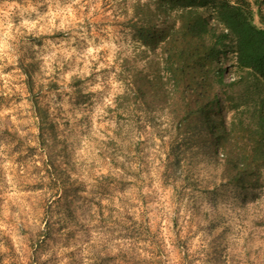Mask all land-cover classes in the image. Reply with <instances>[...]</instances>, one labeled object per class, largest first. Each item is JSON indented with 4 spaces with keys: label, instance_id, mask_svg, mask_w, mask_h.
<instances>
[{
    "label": "rangeland",
    "instance_id": "obj_1",
    "mask_svg": "<svg viewBox=\"0 0 264 264\" xmlns=\"http://www.w3.org/2000/svg\"><path fill=\"white\" fill-rule=\"evenodd\" d=\"M139 1L0 0V264H264V186L222 184L175 135L180 97L145 89L164 72L130 28ZM235 65L213 63L250 100Z\"/></svg>",
    "mask_w": 264,
    "mask_h": 264
},
{
    "label": "trees",
    "instance_id": "obj_2",
    "mask_svg": "<svg viewBox=\"0 0 264 264\" xmlns=\"http://www.w3.org/2000/svg\"><path fill=\"white\" fill-rule=\"evenodd\" d=\"M253 3L261 27L250 0H141L130 27L142 46L158 49L164 72L158 81L145 79V89L166 87L180 97L182 107L172 114L175 135L194 137L193 146L222 161L221 183L244 190L264 186V0ZM207 8L220 31L204 16ZM230 48L236 69L255 82L250 100L222 90L232 83L224 85L223 69L213 67Z\"/></svg>",
    "mask_w": 264,
    "mask_h": 264
},
{
    "label": "clouds",
    "instance_id": "obj_3",
    "mask_svg": "<svg viewBox=\"0 0 264 264\" xmlns=\"http://www.w3.org/2000/svg\"><path fill=\"white\" fill-rule=\"evenodd\" d=\"M25 23H27V21H25ZM8 27H9V28L11 27V24H10V23L8 24Z\"/></svg>",
    "mask_w": 264,
    "mask_h": 264
}]
</instances>
